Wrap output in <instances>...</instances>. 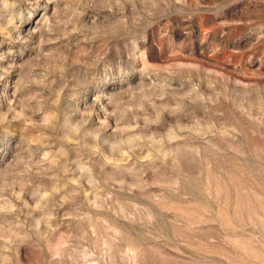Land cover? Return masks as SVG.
I'll use <instances>...</instances> for the list:
<instances>
[{
    "label": "rangeland",
    "instance_id": "1",
    "mask_svg": "<svg viewBox=\"0 0 264 264\" xmlns=\"http://www.w3.org/2000/svg\"><path fill=\"white\" fill-rule=\"evenodd\" d=\"M0 264H264V0H0Z\"/></svg>",
    "mask_w": 264,
    "mask_h": 264
}]
</instances>
